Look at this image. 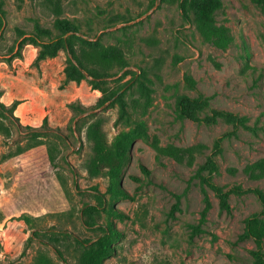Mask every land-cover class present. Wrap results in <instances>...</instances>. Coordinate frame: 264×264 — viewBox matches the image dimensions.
I'll list each match as a JSON object with an SVG mask.
<instances>
[{
    "label": "rangeland",
    "instance_id": "rangeland-1",
    "mask_svg": "<svg viewBox=\"0 0 264 264\" xmlns=\"http://www.w3.org/2000/svg\"><path fill=\"white\" fill-rule=\"evenodd\" d=\"M58 1L61 16L43 0H0V85L43 81L55 101L46 122L38 116L19 127L0 113L12 132L9 138L0 134V159L32 138L56 142L61 151L41 203L17 185L18 165L2 161L0 264H37L42 257L81 264L85 250L105 239L103 227L119 232L111 240L115 252L104 264H255L257 245L246 233V221L255 216L264 225L256 193L264 197V177L252 179L245 169L264 161L259 0H222L217 21L233 37L225 51L205 43L179 5L168 0ZM58 19L75 25L89 41L120 48L128 67L101 82L86 75L78 82L69 79L65 69L72 60L61 44L55 46ZM186 76L194 79L195 89ZM185 95H202L209 108L236 114L243 122L220 119L206 125L181 118L177 102ZM96 119L104 123L112 148L141 133L127 150L118 183L107 171L97 176L87 171L91 144L85 131ZM195 145L206 149L193 166L157 151ZM211 156L219 172H199ZM207 177L230 191L229 211L221 208ZM205 190L211 209L203 218ZM89 208L94 211L84 215Z\"/></svg>",
    "mask_w": 264,
    "mask_h": 264
},
{
    "label": "trees",
    "instance_id": "trees-1",
    "mask_svg": "<svg viewBox=\"0 0 264 264\" xmlns=\"http://www.w3.org/2000/svg\"><path fill=\"white\" fill-rule=\"evenodd\" d=\"M23 1V0H20ZM177 3L187 21L194 23L196 30L205 43H208L217 49L227 50L233 43V37L230 29L224 25H219L217 14L223 7L222 0H168ZM264 11V0H259ZM43 4L51 9L57 16L62 15V9L58 0H43ZM4 20V12L0 11V21ZM59 31L56 37L55 46L60 44L67 50L72 64L65 69L66 76L72 81H80L83 75L94 80L103 81L117 76V73L128 67L127 60L122 50L116 46H105L96 41H89L78 35V29L67 20L58 19L55 24ZM57 49H46L45 53L56 54ZM187 85L195 89L196 83L190 76L185 77ZM102 90V89H101ZM105 93L104 90H102ZM1 97V94H0ZM17 103L7 106L0 101V113L8 114L13 121L21 127L20 120L14 115V108ZM209 111V115L204 117L200 113ZM12 111V112H10ZM177 111L181 118L189 119L197 123L206 125L216 124L222 119L228 123L241 124L243 119L231 112L209 108L208 101L204 96L192 98L181 96L177 102ZM47 119L44 121L46 122ZM5 137H11L10 127L6 125L0 117V134ZM86 139L91 144V155L86 161L87 171L97 176L107 171L118 183L120 175L125 164L127 150L136 138L141 136L137 132L133 135H127L123 140L112 148L109 145L107 134L104 130V123L99 119L90 122L85 131ZM216 148L220 150L219 141ZM206 149L203 145H195L188 148L177 147H157L160 155L174 159L179 163H187L190 166L195 164L196 157ZM61 154L60 148L56 142H51L44 138H32L25 145H19L13 152L3 155L0 159V165L3 160H13L17 169V185L27 187L33 200L41 203L46 195L48 185L50 184V170L57 165V160ZM210 171V174L218 173L219 168L214 157H210L207 164L199 167V172ZM245 173L252 179L264 177V161H258L246 167ZM215 195L219 198L222 209L229 211L230 191H225L218 186L210 177L204 179ZM232 191L243 192L239 188H233ZM120 193V189H116ZM259 194L263 206L264 197ZM211 209V202L205 190V208L202 212L205 218ZM94 209H86L83 214L87 215ZM87 226H93V223L86 222ZM105 239L97 244L90 245L82 255L81 264H104V261L115 252L111 246V240L119 236V232L111 227H103ZM246 233L256 242L257 250L254 252L255 264H264V225L260 224L255 216L246 221ZM58 256L64 261L63 255L57 249ZM37 264H57L51 259L42 257Z\"/></svg>",
    "mask_w": 264,
    "mask_h": 264
},
{
    "label": "crops",
    "instance_id": "crops-1",
    "mask_svg": "<svg viewBox=\"0 0 264 264\" xmlns=\"http://www.w3.org/2000/svg\"><path fill=\"white\" fill-rule=\"evenodd\" d=\"M2 94L0 101L7 106L17 103L14 108V115L22 124L30 125L41 117L43 120L51 116L54 106V99L51 98L46 82L19 84L15 81H8L0 85ZM52 108V109H51Z\"/></svg>",
    "mask_w": 264,
    "mask_h": 264
}]
</instances>
